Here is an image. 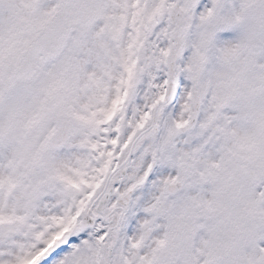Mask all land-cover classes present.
Listing matches in <instances>:
<instances>
[{"label": "snow or ice", "instance_id": "6c2138e0", "mask_svg": "<svg viewBox=\"0 0 264 264\" xmlns=\"http://www.w3.org/2000/svg\"><path fill=\"white\" fill-rule=\"evenodd\" d=\"M0 264H264V0H0Z\"/></svg>", "mask_w": 264, "mask_h": 264}]
</instances>
